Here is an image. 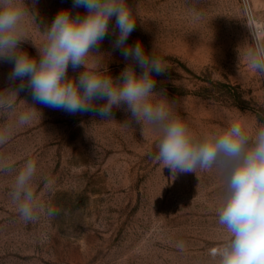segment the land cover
Wrapping results in <instances>:
<instances>
[{"label": "rangeland", "instance_id": "obj_1", "mask_svg": "<svg viewBox=\"0 0 264 264\" xmlns=\"http://www.w3.org/2000/svg\"><path fill=\"white\" fill-rule=\"evenodd\" d=\"M129 3L137 15L129 42L154 48L168 67L156 77L157 90L166 91L175 113L195 132L219 130L238 116L264 123V75L242 62L251 38L240 0ZM251 3L264 28V0ZM71 5L40 0L39 11L48 22ZM43 27L37 21L31 38ZM111 39L105 50L111 51ZM125 63L113 52V76ZM7 71L0 65V131L7 135L0 145V264H216L210 251L228 239L218 223L226 195L220 171L174 177L154 159L158 133L126 122L121 109L113 110L114 119L101 120L38 105L41 113L19 127L18 114L32 105L23 93L12 96ZM227 89L231 95L222 93ZM27 159L37 162L33 187L40 203L55 208L34 223L19 218L8 195Z\"/></svg>", "mask_w": 264, "mask_h": 264}, {"label": "clouds", "instance_id": "obj_2", "mask_svg": "<svg viewBox=\"0 0 264 264\" xmlns=\"http://www.w3.org/2000/svg\"><path fill=\"white\" fill-rule=\"evenodd\" d=\"M39 4L0 0V65L8 66L4 82L13 97L23 93L32 105L18 114L17 126H28L41 113L38 105L101 120L114 119V109L123 110L126 122L158 133L154 159L174 177L213 169L225 177L226 195L217 214L228 239L210 251L216 264H264V123L252 125L238 116L219 130L195 132L175 113L166 91L157 90L156 77L168 67L154 48L149 52L141 41L129 42L137 21L129 0H72L70 8H61L48 22ZM37 21L44 27L32 39ZM247 27L251 43L242 62L250 72L264 75V33ZM109 37L111 51L103 48ZM116 51L126 63L113 76L109 65ZM6 142L0 131V145ZM36 174L37 162L27 159L8 193L25 223L37 222L42 211L55 214L54 207L39 201Z\"/></svg>", "mask_w": 264, "mask_h": 264}, {"label": "built area", "instance_id": "obj_3", "mask_svg": "<svg viewBox=\"0 0 264 264\" xmlns=\"http://www.w3.org/2000/svg\"><path fill=\"white\" fill-rule=\"evenodd\" d=\"M240 2L245 12V15L249 21V24L252 25V27H254L255 29L264 33V28L262 26V23L259 22L255 16V12L251 0H240Z\"/></svg>", "mask_w": 264, "mask_h": 264}, {"label": "trees", "instance_id": "obj_4", "mask_svg": "<svg viewBox=\"0 0 264 264\" xmlns=\"http://www.w3.org/2000/svg\"><path fill=\"white\" fill-rule=\"evenodd\" d=\"M226 86H227V84H226ZM227 87H231V86H227ZM222 93H224V95H231L232 93H231V91L230 90H225V91H223Z\"/></svg>", "mask_w": 264, "mask_h": 264}]
</instances>
